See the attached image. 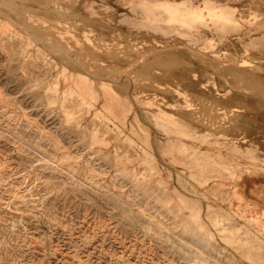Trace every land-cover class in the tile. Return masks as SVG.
<instances>
[{"label":"rangeland","instance_id":"374dc122","mask_svg":"<svg viewBox=\"0 0 264 264\" xmlns=\"http://www.w3.org/2000/svg\"><path fill=\"white\" fill-rule=\"evenodd\" d=\"M258 174L264 0H0V264H264Z\"/></svg>","mask_w":264,"mask_h":264},{"label":"crops","instance_id":"0c3cea01","mask_svg":"<svg viewBox=\"0 0 264 264\" xmlns=\"http://www.w3.org/2000/svg\"><path fill=\"white\" fill-rule=\"evenodd\" d=\"M241 185L246 196L245 200L264 209V175L258 174L246 178Z\"/></svg>","mask_w":264,"mask_h":264},{"label":"bare ground","instance_id":"6f19581e","mask_svg":"<svg viewBox=\"0 0 264 264\" xmlns=\"http://www.w3.org/2000/svg\"><path fill=\"white\" fill-rule=\"evenodd\" d=\"M152 54H153V53H152ZM199 56H200V54H199ZM206 59H207V58H206ZM213 62H214V61H213ZM208 63H209V61H208ZM212 64H213L212 66H214V63H212ZM207 66H208V65H207ZM214 67H215V66H214ZM226 67H228V65H227ZM216 68H217V67H216ZM225 69H226V68H225ZM216 70H220V71L222 72V70H221L220 68H217ZM227 70H228V69H227ZM223 72H224V71H223ZM236 72H237V71H236ZM225 73H230V74H232V75H233V78L236 79V81H237L238 79L241 80V77L239 78L238 75H237V76H238V77H237V76H236V73L233 72V71H228V72L225 71ZM239 73H240V72H239ZM241 73H242V72H241ZM234 81H235V80H234ZM236 81H235V84L237 83ZM246 81H247V80H246ZM246 81H245V82H246ZM250 81H251V80H250ZM245 82H244V84H245ZM252 82H253V80H252ZM239 83H240V82H239ZM247 83H249V82L247 81ZM236 85H237V84H236ZM242 85H243V83H242ZM250 86H252V85L250 84ZM233 87L236 88V86H234V85H233ZM237 87H238V85H237ZM243 87H244V86H243ZM252 87H253V86H252ZM256 87H257V86H256ZM237 89H238V88H237ZM247 92H248V91H247ZM258 98H261V97L258 96Z\"/></svg>","mask_w":264,"mask_h":264}]
</instances>
